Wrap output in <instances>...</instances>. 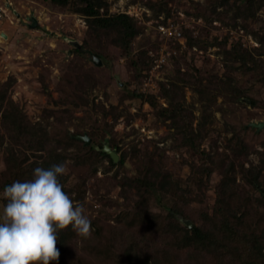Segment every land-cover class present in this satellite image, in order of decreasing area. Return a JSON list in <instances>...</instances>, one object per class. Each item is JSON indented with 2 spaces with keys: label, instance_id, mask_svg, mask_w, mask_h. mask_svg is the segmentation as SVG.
<instances>
[{
  "label": "rangeland",
  "instance_id": "374dc122",
  "mask_svg": "<svg viewBox=\"0 0 264 264\" xmlns=\"http://www.w3.org/2000/svg\"><path fill=\"white\" fill-rule=\"evenodd\" d=\"M248 1L102 0V14L135 21L139 33L122 48L91 35L77 1L0 0V83L46 131L47 149L65 155V186L92 221L89 236L76 233L68 244L66 264H130L133 246L151 258L172 251L171 262L186 264L188 253L175 254L157 223L171 213L186 227L215 221L224 182L231 213L245 211L248 228L262 221L261 193L248 179L255 167L264 172V128L251 126L264 122V0ZM160 25L181 36H163ZM71 134L93 141L72 142ZM105 144L124 165L100 154Z\"/></svg>",
  "mask_w": 264,
  "mask_h": 264
},
{
  "label": "trees",
  "instance_id": "16d2710c",
  "mask_svg": "<svg viewBox=\"0 0 264 264\" xmlns=\"http://www.w3.org/2000/svg\"><path fill=\"white\" fill-rule=\"evenodd\" d=\"M59 6H68L72 1H77L84 5L81 11L87 17V23L91 35L102 36L105 34L111 38L115 45L122 48H128L134 38L139 33L135 21L126 14L109 15L102 14L101 9L105 6L102 0H50ZM229 1V0H226ZM251 3L254 0H249ZM248 1V2H249ZM249 2V3H250ZM79 53L82 50H77ZM101 57L100 54H96ZM169 110H166L168 112ZM0 126L6 133L13 136H6L0 132V147L4 146L6 140H9L6 149L7 154V179L2 186L11 184L15 180H27L32 178L33 169L37 166L50 167L53 164L63 162L65 155L57 152L55 149H47L48 136L44 129L33 126L29 123L28 118L18 106L17 103L9 96V93L0 83ZM0 127V128H1ZM2 130V129H1ZM26 135L27 141H23L22 136ZM76 135H69L68 139L72 142L84 144L77 140ZM93 141L92 137H90ZM19 140H22L21 142ZM22 144V145H21ZM16 146H22L15 148ZM93 149V146L89 147ZM104 147L100 154L107 157L112 165H116L114 160L104 152ZM30 152H46V155L39 159H31ZM264 162V156H263ZM120 165L125 164L122 158ZM256 175L248 179V184L261 193L260 201L264 205V172L262 168H254ZM209 175V174H208ZM140 184L145 186L148 191L155 189L152 182L138 179ZM61 182L64 190L69 194L71 191L66 188L63 176ZM164 185L160 188L163 190ZM225 182L219 188V204L215 212V221L207 223L204 226L194 225L193 228L183 226L180 222L174 221L175 215L171 213L170 221H159L156 232L171 234L172 243L169 248L175 249V254L188 253L186 264H264V217L258 226L248 228L246 220L247 213L242 209L235 210L231 213L229 206L226 207L227 197ZM178 211L172 209V212ZM169 224H168V223ZM144 224V221H140ZM146 223V222H145ZM164 225V226H163ZM164 227V228H162ZM151 228V227H150ZM76 232L68 227L58 230L57 248L60 251L58 261H51L50 264H66L68 253V244L75 238ZM136 246L132 247L127 253L126 259L130 264H178L171 262L168 257H172V251L165 252L155 250L154 258L149 253L136 251ZM157 253V254H156ZM175 256V255H174Z\"/></svg>",
  "mask_w": 264,
  "mask_h": 264
},
{
  "label": "clouds",
  "instance_id": "9594fccd",
  "mask_svg": "<svg viewBox=\"0 0 264 264\" xmlns=\"http://www.w3.org/2000/svg\"><path fill=\"white\" fill-rule=\"evenodd\" d=\"M67 161L37 166L32 178L5 185L0 196V264H50L58 261V230L71 227L78 235L91 234L92 221L84 204L64 190L61 177Z\"/></svg>",
  "mask_w": 264,
  "mask_h": 264
},
{
  "label": "water",
  "instance_id": "95a60500",
  "mask_svg": "<svg viewBox=\"0 0 264 264\" xmlns=\"http://www.w3.org/2000/svg\"><path fill=\"white\" fill-rule=\"evenodd\" d=\"M32 26L35 28L37 27V25L39 24L38 20L36 18L32 19ZM94 61L97 65L101 66L102 65V61L98 58V57H94ZM252 127H255L259 130L264 128V122H259V123H252L251 124ZM77 140L84 142L87 146L91 145V138L88 135H83V136H76L75 137ZM104 152L106 154H108L109 156H111V158L114 160L115 163H118L120 160V155L119 153L112 149L108 144H105L104 146ZM184 223L189 227V228H193L194 224L190 221H184Z\"/></svg>",
  "mask_w": 264,
  "mask_h": 264
},
{
  "label": "built area",
  "instance_id": "2783aa9c",
  "mask_svg": "<svg viewBox=\"0 0 264 264\" xmlns=\"http://www.w3.org/2000/svg\"><path fill=\"white\" fill-rule=\"evenodd\" d=\"M12 6H13L12 1H8L6 10L10 9ZM158 29L161 32V34H163V36L165 37L168 36L169 38H177L181 36V32H179V30L175 29L173 26L166 27L164 25H160Z\"/></svg>",
  "mask_w": 264,
  "mask_h": 264
}]
</instances>
